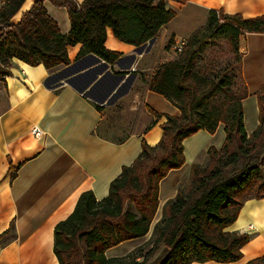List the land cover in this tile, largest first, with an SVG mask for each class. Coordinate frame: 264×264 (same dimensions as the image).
I'll return each mask as SVG.
<instances>
[{"label": "crops", "instance_id": "0c3cea01", "mask_svg": "<svg viewBox=\"0 0 264 264\" xmlns=\"http://www.w3.org/2000/svg\"><path fill=\"white\" fill-rule=\"evenodd\" d=\"M35 1L25 0L14 20L20 21ZM168 4L175 17L145 45L116 39L108 28L107 46L122 53L115 63L92 53L79 56L82 43H77L68 48L69 65L46 68L14 58L13 73L0 79V233L7 232L0 240V264H60L55 253L57 223L75 210L84 191H94L99 200L108 197L111 182L125 165L135 162L143 140L160 143L166 116L158 118L150 107L161 115H181L177 105L151 88L160 66L178 56L212 9L250 18L264 14V0H168ZM44 5L62 33H69L68 8L52 0ZM240 43L242 82L248 92L242 104L251 134L260 124L257 94L264 86V32H247ZM225 127L222 122L213 134L204 129L184 140L186 161L161 180L158 212L149 233L112 246L106 251L109 258L130 264L162 262L170 248L162 244L152 248L165 204L189 187L194 164H207L210 147L223 146ZM36 131L41 133L35 135ZM226 229L251 235L242 247L243 257L192 264H248L263 257L264 198L248 197L235 224Z\"/></svg>", "mask_w": 264, "mask_h": 264}, {"label": "trees", "instance_id": "16d2710c", "mask_svg": "<svg viewBox=\"0 0 264 264\" xmlns=\"http://www.w3.org/2000/svg\"><path fill=\"white\" fill-rule=\"evenodd\" d=\"M45 1L36 0L16 22L25 0H0V79L13 73L14 58L46 68L69 65L68 48L77 43H82L79 56L92 53L115 63L122 53L107 46L108 28L116 39L142 46L176 15L168 0H52L69 10L72 28L66 34ZM247 32H264V14L250 18L214 8L178 56L160 66L151 88L177 105L181 115H161L150 107L158 118L166 116L160 143L143 140L135 162L111 182L108 197L99 200L94 191H84L75 210L57 223L55 253L60 264H130L109 258L106 251L149 233L158 212L161 180L186 161L184 140L204 129L213 134L222 122L226 141L219 149L210 147L207 164H194L189 187L165 204L152 250L159 244L170 248L159 264L223 263L243 257L242 247L251 235L226 228L235 224L248 197L264 198V86L257 94L260 124L250 134L242 104L248 93L245 84L240 91L235 72L212 76L201 61L207 48L223 39L233 46L242 80L240 42ZM6 234L0 233V240ZM248 264H264V256Z\"/></svg>", "mask_w": 264, "mask_h": 264}, {"label": "rangeland", "instance_id": "374dc122", "mask_svg": "<svg viewBox=\"0 0 264 264\" xmlns=\"http://www.w3.org/2000/svg\"><path fill=\"white\" fill-rule=\"evenodd\" d=\"M237 58L231 43L220 39L215 42V45L209 46L204 52L201 65L205 66L212 76L222 75L224 73L230 75L232 72H235L237 75V88L242 91L244 84H242L239 73L240 65L237 62ZM129 203L132 204L131 201H128L127 206H129Z\"/></svg>", "mask_w": 264, "mask_h": 264}, {"label": "built area", "instance_id": "2783aa9c", "mask_svg": "<svg viewBox=\"0 0 264 264\" xmlns=\"http://www.w3.org/2000/svg\"><path fill=\"white\" fill-rule=\"evenodd\" d=\"M40 133H41L40 131H39V132L36 131V132H35V135H39Z\"/></svg>", "mask_w": 264, "mask_h": 264}]
</instances>
